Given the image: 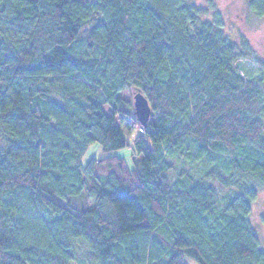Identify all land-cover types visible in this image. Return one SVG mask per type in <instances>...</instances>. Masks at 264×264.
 Instances as JSON below:
<instances>
[{
  "label": "trees",
  "instance_id": "obj_1",
  "mask_svg": "<svg viewBox=\"0 0 264 264\" xmlns=\"http://www.w3.org/2000/svg\"><path fill=\"white\" fill-rule=\"evenodd\" d=\"M248 1L263 17L264 0ZM208 12L190 0H0V264H264L259 193L236 181L264 182V77L238 74L256 55ZM125 89L150 102L146 127ZM128 119L142 158L84 163L94 144L126 148ZM169 156L215 163L172 182Z\"/></svg>",
  "mask_w": 264,
  "mask_h": 264
},
{
  "label": "rangeland",
  "instance_id": "obj_2",
  "mask_svg": "<svg viewBox=\"0 0 264 264\" xmlns=\"http://www.w3.org/2000/svg\"><path fill=\"white\" fill-rule=\"evenodd\" d=\"M190 3L193 5L195 4L198 7H206L208 11H210L202 18L204 22L213 20L214 11L220 13L225 24L224 34L226 37L228 36L230 42L238 44L242 39H244L246 44L251 46L256 58L241 59L236 62L235 66L237 68L238 74L246 77L247 79L264 77V67L261 65L264 63V16L258 17L253 12H251L249 9L248 0H190ZM85 28L86 30H89L91 28V24H88ZM136 94L137 92L131 89H125L120 94V97L123 100H126L129 104H131L130 111L133 113L134 119H136L134 108V98ZM128 122H130L129 119L122 124L124 132L128 135V146H126V148L111 151L104 150L103 148H100L94 144L84 156V163H87L91 158L94 157L98 159H105L106 157L116 155L126 159L128 165H133V160L141 159L142 157H137L136 159L132 156L134 154V145L130 135L133 134L132 136L136 137L139 127H135L133 125L129 126ZM129 127H131V129H129ZM187 148L190 149L188 151L189 153L191 152L196 154L200 147L196 142L190 140L187 142ZM209 159L211 158L204 157L201 161H197L196 165L192 167L186 158L179 159L176 156H169V158H167V163L171 165V169L168 172V175L172 182H176L179 179L181 173H189V175L193 174L198 178L202 175V170L204 171L207 168L210 169L214 165L215 161ZM111 173L112 171L107 168L101 169L98 170L97 176L99 179L106 182L109 179ZM236 179V181H239L243 184L246 183L253 186L259 193L258 198L253 203L254 205L251 213V222L256 235L259 237L260 246L264 250V182L256 177L253 178L249 176H244V178L237 176ZM92 182L93 180L87 179L88 188H91ZM217 188L221 195L230 192L228 190L223 191L222 188L220 189L218 186ZM85 195H88V191L85 192ZM88 203L90 207H93L92 200L88 199ZM77 243V259L83 260V262H85V259L88 255V250L82 243ZM186 260V264H198L196 261L194 262L188 258H186ZM72 264L80 263L74 262ZM84 264L90 263L85 262Z\"/></svg>",
  "mask_w": 264,
  "mask_h": 264
},
{
  "label": "water",
  "instance_id": "obj_3",
  "mask_svg": "<svg viewBox=\"0 0 264 264\" xmlns=\"http://www.w3.org/2000/svg\"><path fill=\"white\" fill-rule=\"evenodd\" d=\"M134 102L136 118L139 123L146 127L152 115L150 102H148V99L142 93H137L135 95Z\"/></svg>",
  "mask_w": 264,
  "mask_h": 264
}]
</instances>
